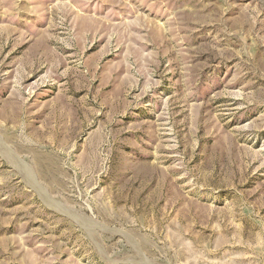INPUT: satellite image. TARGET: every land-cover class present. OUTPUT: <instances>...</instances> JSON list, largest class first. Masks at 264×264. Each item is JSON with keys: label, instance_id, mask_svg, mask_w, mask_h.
<instances>
[{"label": "rangeland", "instance_id": "rangeland-1", "mask_svg": "<svg viewBox=\"0 0 264 264\" xmlns=\"http://www.w3.org/2000/svg\"><path fill=\"white\" fill-rule=\"evenodd\" d=\"M0 264H264V0H0Z\"/></svg>", "mask_w": 264, "mask_h": 264}]
</instances>
